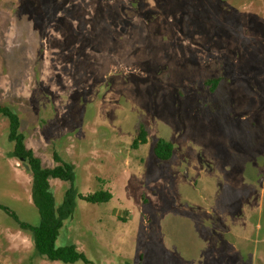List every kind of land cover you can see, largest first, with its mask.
<instances>
[{
  "label": "rangeland",
  "instance_id": "obj_1",
  "mask_svg": "<svg viewBox=\"0 0 264 264\" xmlns=\"http://www.w3.org/2000/svg\"><path fill=\"white\" fill-rule=\"evenodd\" d=\"M0 103L42 166L73 165L56 245L90 261H49L0 209V264H264V0H0ZM8 133L0 204L36 225Z\"/></svg>",
  "mask_w": 264,
  "mask_h": 264
},
{
  "label": "trees",
  "instance_id": "obj_2",
  "mask_svg": "<svg viewBox=\"0 0 264 264\" xmlns=\"http://www.w3.org/2000/svg\"><path fill=\"white\" fill-rule=\"evenodd\" d=\"M0 115L8 119L9 133L8 139L13 142V156L26 162L32 174L31 198L39 214V222L33 225L18 217V215L0 204V209L5 210L20 229L31 233V238L35 251L49 261H60L63 263H73L81 260L90 263L85 254L78 250L75 244L56 245L59 231L65 218L72 213L74 199L76 197L74 189L75 172L73 165L63 161L54 152L53 157L57 164L51 167L42 166L41 160L36 156L31 148L25 144V135L20 132V119L9 106L0 103ZM147 142L146 130L141 126L137 136L132 141V147L138 148L140 144ZM156 157L166 160L171 158L173 144L171 141L158 139L153 147ZM26 166V165H25ZM60 179L70 183L65 192V197L59 207L55 205L53 192L50 188V179ZM80 198L92 202L100 203L108 201L112 194L109 190H97L86 195H78ZM95 264V263H91ZM131 264V263H125Z\"/></svg>",
  "mask_w": 264,
  "mask_h": 264
},
{
  "label": "water",
  "instance_id": "obj_3",
  "mask_svg": "<svg viewBox=\"0 0 264 264\" xmlns=\"http://www.w3.org/2000/svg\"><path fill=\"white\" fill-rule=\"evenodd\" d=\"M26 168H28V166L26 165Z\"/></svg>",
  "mask_w": 264,
  "mask_h": 264
}]
</instances>
